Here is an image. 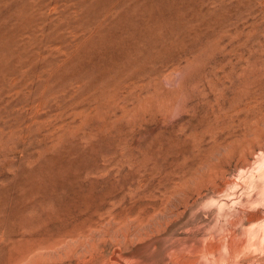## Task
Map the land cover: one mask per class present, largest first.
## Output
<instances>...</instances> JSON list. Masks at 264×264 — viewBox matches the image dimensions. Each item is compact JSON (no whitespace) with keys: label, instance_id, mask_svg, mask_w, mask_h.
<instances>
[{"label":"rangeland","instance_id":"rangeland-1","mask_svg":"<svg viewBox=\"0 0 264 264\" xmlns=\"http://www.w3.org/2000/svg\"><path fill=\"white\" fill-rule=\"evenodd\" d=\"M0 264H264V0H0Z\"/></svg>","mask_w":264,"mask_h":264}]
</instances>
